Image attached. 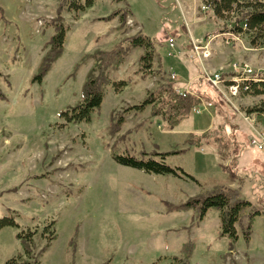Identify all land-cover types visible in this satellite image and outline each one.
I'll list each match as a JSON object with an SVG mask.
<instances>
[{
	"label": "rangeland",
	"instance_id": "1",
	"mask_svg": "<svg viewBox=\"0 0 264 264\" xmlns=\"http://www.w3.org/2000/svg\"><path fill=\"white\" fill-rule=\"evenodd\" d=\"M62 1L0 0V219L9 210L19 214L18 228L0 231V264L20 255L30 264H175L190 243L189 264H264V116L248 112L264 103V95L226 99L204 80L220 73L230 81L244 63L264 76V40L252 44L249 35L233 34L237 16H216L207 0H95L82 12L62 9L68 28L63 54L42 83L33 82ZM137 33L155 46L152 70L142 72L143 52L132 50L112 75L124 86L107 88L90 121L67 123L60 115L81 102L95 66L92 59L81 64L83 58ZM207 44L210 55L197 56L193 46ZM168 81L181 93L211 96L203 102L212 106L192 111L173 130L151 107L130 110ZM121 115L123 124L112 132ZM209 131L201 147L186 143L190 134ZM180 151L165 163L195 181L182 172L124 167L112 158L162 161L160 154ZM235 161L241 198L262 214L251 240L238 228L230 250L216 210L199 222L198 211L169 212L164 203L178 206L217 187L238 188L221 168ZM51 231L57 238L41 254ZM19 233L31 235L33 258L24 254Z\"/></svg>",
	"mask_w": 264,
	"mask_h": 264
},
{
	"label": "trees",
	"instance_id": "2",
	"mask_svg": "<svg viewBox=\"0 0 264 264\" xmlns=\"http://www.w3.org/2000/svg\"><path fill=\"white\" fill-rule=\"evenodd\" d=\"M95 0H63L59 6L56 17L52 20L54 34L48 42V51L42 59L38 69V74L34 77L33 82L42 83L43 79L48 75L54 67L58 59L64 51L66 38V27L64 20L61 18L62 9L66 8L68 12H82L86 8L91 7ZM207 6L213 10L216 16L224 17L227 14L234 13L237 16L233 34L249 35L252 44H257L264 40V1L263 0H207ZM115 15H113L114 17ZM109 17L106 20H110ZM105 20V19H104ZM121 25L125 23V18L120 19ZM124 44H127L126 46ZM134 49H140L143 54L140 57V70L144 73L152 70L156 50L153 42L140 33L120 42L110 51L98 50L90 56H85L81 64L88 59L95 61V66L91 75L82 88V100L75 107H70L61 113V117L66 119L67 123L79 124L91 120V115L98 110L104 100L107 88H120L124 83L116 85L113 79V73L116 72L126 61L130 52ZM0 73V78H1ZM243 96H261L264 95V83L249 84L247 90L242 89ZM2 96V95H1ZM208 95L200 96L193 92L180 93L175 89L172 82H164L159 84L151 91L144 101L130 110L137 113L144 112L147 107L152 108L154 117H160L164 124L173 130L182 122L190 117L192 111L201 104L202 101L212 100ZM211 103V102H210ZM127 110L126 112H128ZM249 114H257L264 116V103L256 106L248 111ZM124 116L121 115L113 123L111 131L115 132L123 124ZM212 131L206 132L201 136L190 134L186 139V143L197 148L202 146V141L206 140ZM184 153L172 152L160 154L162 161L149 158L147 160L137 159L133 156L112 154L113 160L124 167L144 171L157 175H177L182 172L183 176L195 181V179L182 169H173L165 163L168 156L173 154ZM228 174L231 182L238 183V188L217 187L213 191L188 199L185 203L173 206L164 203L169 212H180L196 210L198 211V220L201 222L209 210L214 209L219 213L220 219V237H227L231 240L230 250L233 243L237 242L238 228L246 242L251 240L253 234V223L256 217L261 216V209L254 206L250 201L241 198L242 178L239 175L237 162H231L226 167H221ZM19 214L9 210V214L0 219V231L7 227L18 228L17 218ZM52 236L49 242L41 250V254L47 251L51 246V242L56 240V234L51 231ZM31 235L24 233L17 234V239L22 243L24 254L30 256L28 245L31 241ZM74 243V240H72ZM72 243V244H73ZM194 244H186L182 247L181 258H173L175 264H189V259L193 253ZM4 264H30L28 260H24L22 255L12 258ZM107 264V263H106Z\"/></svg>",
	"mask_w": 264,
	"mask_h": 264
},
{
	"label": "built area",
	"instance_id": "3",
	"mask_svg": "<svg viewBox=\"0 0 264 264\" xmlns=\"http://www.w3.org/2000/svg\"><path fill=\"white\" fill-rule=\"evenodd\" d=\"M209 45L201 46V45H195L193 46L194 52L197 56L200 57H207L210 55ZM170 47H174V43H170ZM235 73L237 74L236 77H234L232 80H226L223 78V75L220 73H217L216 75H210L205 74L204 80L205 82L214 90H217L219 94H221L223 97L227 99V95L229 97H237L241 94V90H247V86L249 84H258V83H264V76L258 75L253 69H251L247 64H243L237 67H235ZM175 77V76H174ZM181 93V92H180ZM211 103H204L203 101L199 106H197L193 112L197 114H201L203 109H207V107H211ZM260 143V144H259ZM253 144L257 145L260 149H262L261 142L257 140H253ZM264 144V143H263Z\"/></svg>",
	"mask_w": 264,
	"mask_h": 264
},
{
	"label": "crops",
	"instance_id": "4",
	"mask_svg": "<svg viewBox=\"0 0 264 264\" xmlns=\"http://www.w3.org/2000/svg\"><path fill=\"white\" fill-rule=\"evenodd\" d=\"M263 161V160H262ZM263 163H264V161H263Z\"/></svg>",
	"mask_w": 264,
	"mask_h": 264
}]
</instances>
